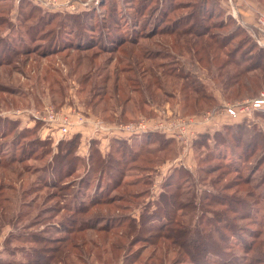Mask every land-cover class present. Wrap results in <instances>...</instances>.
Wrapping results in <instances>:
<instances>
[{
	"label": "rangeland",
	"instance_id": "obj_1",
	"mask_svg": "<svg viewBox=\"0 0 264 264\" xmlns=\"http://www.w3.org/2000/svg\"><path fill=\"white\" fill-rule=\"evenodd\" d=\"M19 1H0V10L5 11L2 13L3 17H0L1 21L6 20L8 24H12L0 26L1 36L13 34L11 30L14 27L21 33L24 31L23 26L17 22V16L21 14L18 10ZM41 1L22 0V3L38 8L41 16L60 15L62 17L91 12L96 20L95 39L97 32H106L104 29L106 23L104 22L109 23L108 34L112 31L111 29L118 36L124 37L134 34L132 30L135 28L133 26L134 18L130 15L128 19L125 15L135 13L138 0H71L73 4H76L73 8L65 5V0H56L55 2L59 5H51L50 7L42 5ZM151 8H153L152 11L145 13L158 16L162 11L161 9L160 12L154 13L156 3ZM227 9L229 10L228 6ZM182 14H184L183 11H176L170 15V18H176ZM224 16L225 21L227 16ZM57 19L47 27L46 31L33 33L34 38L31 40L25 37L24 40L29 46L28 49L40 47L41 50H45L47 40L42 42L40 36H45L44 34L50 30L59 32L60 29L56 22H60V18ZM143 25L142 19L137 17L136 27L139 30L137 36L150 34L145 33L150 27L144 30ZM228 30L227 27L219 32L224 34ZM65 31L68 30L61 29L60 33ZM253 31L256 32V29L253 28ZM252 39L257 46L261 47L254 38ZM103 42L106 44L105 40ZM230 43L231 46H228L227 49L232 48L233 44L238 43V41L234 40ZM188 47L189 44L183 39L179 40L166 36L163 38L157 34L151 40L141 39L138 43L133 44L128 42L122 47L112 50H99L96 46L83 53L70 48L48 57H41L36 54L18 55L8 67L0 66V86L4 88L3 90L0 89V134L1 132L6 134L4 139H0V159L3 162L11 156L16 157V159H24L22 162H14L5 168L0 167V205L8 206L9 204L10 214L13 216L20 215V218H17L12 226L7 225V218L3 219V222L1 221L0 240L3 241L6 236V238L11 239L10 236L13 234L43 230L48 231V236L52 237L72 236L73 244H75L72 255H77L80 258L74 259L75 264H173L172 262L180 256L177 248L172 247L164 240L153 246L149 244L150 236L148 234L142 233L143 237L140 238V235L129 232L127 228L130 220L135 223L139 220L141 208L147 202L154 201L158 197L162 191L161 184L165 178L174 170L182 167L187 169L189 173L184 179L187 181L184 186H188L190 192H195L196 202L199 199L203 200L205 196L208 198L204 199V202H209L211 199V201L216 202L224 194L235 192L236 188L233 185L236 180L250 177L254 187L253 192L258 201L252 205L251 221L247 220L240 223L244 227L250 228V230L246 229L247 231L242 232L241 235L244 236L246 242H250L257 233L259 239L258 245L255 246L256 250L254 253L248 254L247 257L264 256V143L260 141L258 148L253 150L248 148L245 152L242 151L243 146L241 147L237 143L238 138L235 139L229 132L225 145L216 146L213 140L214 131L223 130L226 125L238 123L244 124L245 127V133L241 135L243 139L249 140L258 135H261L262 139L264 138V119L251 113L241 115L242 120L234 121L228 117L221 122L219 118L225 113L219 112L214 119L210 118L205 121L207 123H195V121H200L198 116L204 111H218L225 104L242 103V101L254 97L244 98L236 102L224 101L221 97L222 85L220 81L222 78L216 76V65H213L214 69L211 71L205 70L203 65L201 66L196 62V57L191 56L193 54L190 53ZM93 52H98V55L94 57ZM77 54L83 57L76 60ZM89 56H93L90 62L86 59ZM148 64H152L153 67L158 65L160 66L158 70L169 71L173 74H177L181 68H191L199 80L216 94L220 106L216 109L204 110L199 114L185 113L182 107V98L178 90L175 89V85L169 86L168 81H165L163 84L164 91L162 87H153L147 84L149 74L146 71V66ZM113 80L115 86L125 85V89L122 91L125 95L120 97V103H117L112 96ZM146 91L154 96L149 95ZM262 91L264 92V88L259 93ZM115 92L120 94L118 90ZM46 107H50L54 112L79 113L88 120L99 119L102 123L111 126L136 121L141 117L162 119L166 116L171 119L180 117L184 119L183 122H187L189 120L187 116H191L193 122L188 125L190 132L197 135V132L203 131L210 135L204 147L191 145V150L190 147L187 150H182L180 141L168 144L163 149L158 147L161 143H157L159 145L156 146L152 145L153 147H147L145 144L143 146L145 151L142 153H146L142 155L141 161L130 165L124 174L123 183L129 184V186L123 185L120 189L129 193L122 195V200L119 196L114 195L117 192L113 191L111 193L113 195L110 196L115 202L96 205L85 215H72L65 208L71 207L74 203H80V200H83L82 197L88 198L87 195L94 192L96 181L92 180L88 183V187H84L83 179L87 168L85 169L82 163H78L79 167L77 165L75 174L64 181L65 186L69 187L67 190L41 186L42 182L44 185V180L49 181L51 178L48 176L44 178L41 175L44 171L42 167L50 158L49 147L32 148L30 153L20 150L26 149V142L38 144L35 139L36 136L41 139L51 138L53 146L59 139L69 138L68 135L53 136L52 133L57 132L54 130L55 128H49L46 122L35 116L38 112L43 118ZM7 120H17L20 122V128L30 129L35 124H38L39 128L37 132L31 131L25 136H19L15 127L6 126ZM253 125L255 129H253ZM4 126L6 127L3 128ZM70 134H79L77 153L84 159L88 156L91 139H97L101 152L107 151L109 141L113 139L111 138L112 135L103 136L106 134L93 132L91 126L74 129L73 133ZM103 138H108L105 145L102 144ZM134 140L136 143H133V150L137 151V146L141 140ZM27 157H31V159H25ZM227 183L230 185H226ZM104 184L105 181H102L100 190ZM228 186L233 187L226 189L225 187ZM238 194L241 195V193ZM73 196H76L78 200H74ZM22 211L24 216H22ZM200 212L198 211L197 214L199 215ZM65 218H69L68 223H66L68 220ZM190 219L193 220L191 215ZM83 220L96 224V230H83L74 234L72 232L73 227H76ZM106 223L109 225L107 231L99 229ZM118 224H122L121 228L116 227ZM68 227L70 234L67 232ZM54 229L58 231H52ZM241 235L231 237L229 246L234 249L226 251L227 255L237 256V258L244 256L245 252L242 250L244 242L241 244V240L235 238ZM19 241L11 240V246L28 245L24 244L27 242L24 236L20 235ZM253 242L255 241H251V243ZM1 243L0 250L2 248ZM116 247H118L117 251L115 250ZM206 263L215 264L213 258L208 259ZM174 264L190 263L176 262Z\"/></svg>",
	"mask_w": 264,
	"mask_h": 264
},
{
	"label": "trees",
	"instance_id": "obj_2",
	"mask_svg": "<svg viewBox=\"0 0 264 264\" xmlns=\"http://www.w3.org/2000/svg\"><path fill=\"white\" fill-rule=\"evenodd\" d=\"M138 1V6L134 10L135 13L125 15L128 19L130 15L134 18L133 26L135 28L132 29L134 34L124 37L118 36L113 29L108 34V29H110L109 23L104 22L106 23L104 28L106 32H97L95 39L96 20L91 12H82L79 15H64L62 17L60 15L41 16L38 8L24 4L20 0L18 2V5H20L18 10L21 14L17 16V22L23 26L24 31L21 33L14 27L11 30L13 34L0 35V66L8 67L14 62L15 56L17 57L18 55L36 54L41 57H48L70 48H73L76 52L81 51L80 53H83L90 51L91 47L94 48L96 46L99 50H112L122 47L123 44L128 42L133 44L138 43L141 39L151 40L159 34L163 38L165 36L173 37L174 39H183L187 42L189 44V51L193 54L191 56L196 57V62L201 66L203 65L202 67L205 70L211 71L214 69L213 65H216V76L222 78L220 81L222 85L221 97L224 101L236 102L244 98H252L257 96L259 91L264 88V48L257 46L252 39L253 33L256 34L257 32L253 31L252 33L250 31L253 30L252 27L245 28L237 24L235 20L225 13L223 8L219 7L218 0H181V2H179L180 0ZM24 2L26 3V1ZM154 3H156L154 13L160 12L162 9L158 16L145 13L150 10L152 11L153 8L151 7ZM176 11H183L184 14L176 18H170V15ZM3 12L5 11L0 10V17H3ZM224 15L227 16L225 21ZM58 17L60 18V22H58L60 24L56 22V25L60 30L67 29L70 35L68 31L60 33V30L59 32L57 30H50L44 34L45 36H40L42 37V42L47 40L45 50H41L40 47L28 49L29 46H27L24 40L25 37L31 40L34 38L32 36L33 33L46 31L53 21L58 20ZM137 17L142 19V23L144 24L142 27H145L144 30L150 27L145 32L150 34L137 36L139 35V30L136 27ZM30 23L31 26L28 27ZM1 25L9 26L12 24H8L6 20L1 21L0 19ZM227 27L229 28L228 32L224 34L219 32ZM104 40L106 44L103 42ZM234 40H237L238 43H234L232 48L227 49L228 46H231L230 41L233 42ZM220 54L222 55L221 57ZM92 55L95 57L98 55V52H93ZM93 56L86 57L88 62L92 60ZM82 57L77 54L75 59L78 60ZM159 68L160 66L154 65L153 67L152 64L146 66V71L149 74L147 84L153 87H162L164 91L163 84H165V81H168L169 86L175 85V89L178 90L182 98V107L185 113L199 114L204 110L216 109L220 106L216 94L199 80L195 71L191 68H181L177 74L158 70ZM114 83L115 81L113 80L111 88L113 90L112 96L117 103H120V97L125 95V93H122L125 85L118 87ZM0 89L3 90L4 88L0 86ZM116 90L120 94H116ZM146 92L148 93V91ZM254 114L264 119V112H256ZM237 119L242 120L241 117L233 120L237 121ZM19 123L17 120H7L6 126L10 128L15 127V131L19 136H25L26 133L31 131L37 132L39 128L38 124H35L30 129L20 128ZM243 125L242 123L226 125L223 127V130L214 131L213 140L215 145H225L228 139V132L235 139L238 138L237 143L241 147L243 146L242 151L245 152L248 148H251V150L258 148L260 141L264 143V138L261 139V135L257 137L253 136L249 140L243 139L241 136L245 133ZM252 127L255 129L254 125ZM222 131H224V134H222ZM209 135L203 131L197 132L196 137L191 141V145H194V147H204ZM5 136L6 134L1 132L0 139H4ZM112 136L111 138L113 139L109 141L108 149L105 152H101L99 149L97 139H91L89 141V153L85 159L81 158L77 153L79 134H69L68 139H59L54 146L51 138L41 139L39 136H36L35 139L38 144L26 142V149L20 150L30 153L32 148L49 147L50 152L48 154L50 158L42 167L44 171L41 174L44 178L47 176L51 177L49 181L44 180V185H42L43 182L40 184L45 187L51 186L60 190L69 189V187L65 186L64 181L75 174L77 165L79 167L78 163H82L85 169L87 168L83 179L84 187H88L87 185L90 181H96L94 192L87 195L88 198L82 197L83 200H80V203H74V205L71 207L67 206L65 209L72 215H85L96 205L115 202L110 196L113 195L111 194L113 191L117 192L114 195L119 196L121 200L122 195L129 193L124 191V189H120L123 185L129 186V184L123 183L124 174L130 165L141 161L142 155L146 153H142V151H145L143 150L145 144L147 147H153L159 145L157 143H161L158 147L163 149L166 145L177 142L174 137L157 132H147L138 136L123 134ZM103 139L107 140L108 138ZM134 139L141 140L137 146V151L133 150V143H136ZM25 159H31V157ZM23 160V158L16 159L14 156H11L5 162L0 159V167L5 168L14 162H22ZM188 175V170L182 167L168 175L163 184H161L162 191H160L158 197L154 201L147 202L141 208L139 220L136 223L132 220L128 222V231L140 235V238L143 237L142 233L148 234L150 236L148 240L149 244L153 246L164 240L172 247L177 248L180 256L172 262L173 264L176 262L207 264L206 262L210 258H213L215 264L264 263V256H255L256 258L247 257L248 254H252L256 250L255 246L258 245L257 241L259 239L257 233L252 237L251 241H255L253 243L251 241L246 242L244 236L241 235L242 232L247 231L246 229L250 230V228L248 226L244 227L240 223L247 220L251 221L250 211L252 205L258 201L253 192L254 187L251 179H249L250 177L242 180H239V178V181L236 180L233 185L236 188L235 192L224 194L216 202L211 201L212 199L209 202H204L203 200L207 199V196L203 200L199 199L196 202L195 192H190L189 187L184 186L187 182L184 179ZM102 181H105V184L100 190ZM226 185L230 184L227 183ZM233 186L225 188L230 189ZM238 193H241V195ZM73 197L74 200H78L76 196ZM10 210L9 204L8 206L0 205V228L3 219L7 218V225L12 226L13 222L17 218H20V215H11ZM198 211H201L199 215L197 214ZM23 214L24 212L22 211V216H24ZM190 215L193 220L190 219ZM65 219L68 220L66 221L68 223L69 218ZM121 226L122 224H118L116 227L121 228ZM95 227L96 224L83 220L76 227H73L72 232L75 234L83 230H96ZM107 227L109 225L106 223L99 229L107 231ZM67 229V232L70 234L69 227ZM52 231L57 232L58 230L54 229ZM48 233V231L39 230V232L13 234L10 236L11 239L9 237L6 238V236L1 243L0 264H75L76 261L74 259L78 258V256L72 255V250L75 247L72 236L65 238L52 237L48 236ZM20 235L24 236V239L27 241L24 244L28 245L11 246V240L20 242ZM236 235H241L240 237H235L241 240V244L244 242L242 250L245 254L241 258L229 256L226 252L234 249L229 246V242L232 239L231 237ZM115 250L117 251L118 247Z\"/></svg>",
	"mask_w": 264,
	"mask_h": 264
},
{
	"label": "built area",
	"instance_id": "obj_3",
	"mask_svg": "<svg viewBox=\"0 0 264 264\" xmlns=\"http://www.w3.org/2000/svg\"><path fill=\"white\" fill-rule=\"evenodd\" d=\"M56 0H42V5L50 7L51 5H59ZM65 5H69V8H73V1L65 0ZM229 8L227 11L228 15L235 16L236 10L233 4V0H225ZM72 3V4H71ZM256 30L257 36L253 37L258 45L264 48V13H259L256 18ZM255 34H253L254 36ZM45 113H43V118L36 112L35 116L39 117L43 122L49 125V128L56 130L59 136H67L74 129H79L85 126H91L93 132L98 134L104 133L106 135H116L123 134L127 136L141 135L147 132H157L165 134L166 136H171L180 141L182 144V150L188 149L191 146V141L196 137L189 130V124L193 122V118L188 116V121L183 122V118L174 117L169 118V116L162 118H143L136 121H131L119 126H111L109 124L102 123L99 119L88 120L83 115L79 113H63L54 112L50 107L45 108ZM223 112L225 115L232 119L241 117V115H248L256 112H264V92H260L257 96L252 99L242 101V103L237 102L235 104H225L222 108L211 111H204L198 118L200 121H195V123H207L208 119H214V117L219 113ZM209 122V121H208ZM191 133V134H190Z\"/></svg>",
	"mask_w": 264,
	"mask_h": 264
},
{
	"label": "crops",
	"instance_id": "obj_4",
	"mask_svg": "<svg viewBox=\"0 0 264 264\" xmlns=\"http://www.w3.org/2000/svg\"><path fill=\"white\" fill-rule=\"evenodd\" d=\"M233 4L235 6V16L229 15L237 24L247 28H255L256 29V18L259 13H264V0H233ZM218 5L220 8H223L225 13L227 14V4L225 0H218ZM228 15V14H227ZM253 33V30H250ZM257 32V30H256ZM255 32V33H256ZM254 34V33H253ZM257 36V33L253 36ZM229 116L221 115L219 121H223L225 118L228 119ZM230 118V117H229ZM232 119V118H230ZM47 132V130H44ZM53 136L59 135L57 132L52 133ZM102 144L105 145L106 139L102 140ZM2 242V240H0Z\"/></svg>",
	"mask_w": 264,
	"mask_h": 264
}]
</instances>
